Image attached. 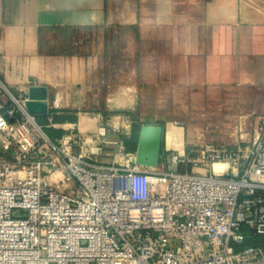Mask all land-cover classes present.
Here are the masks:
<instances>
[{
  "label": "crops",
  "instance_id": "crops-1",
  "mask_svg": "<svg viewBox=\"0 0 264 264\" xmlns=\"http://www.w3.org/2000/svg\"><path fill=\"white\" fill-rule=\"evenodd\" d=\"M0 79L48 87L37 120L53 140L74 126L126 145L135 124L158 125L159 163L191 159L264 117V0H0Z\"/></svg>",
  "mask_w": 264,
  "mask_h": 264
},
{
  "label": "built area",
  "instance_id": "built-area-1",
  "mask_svg": "<svg viewBox=\"0 0 264 264\" xmlns=\"http://www.w3.org/2000/svg\"><path fill=\"white\" fill-rule=\"evenodd\" d=\"M27 91L0 79V264H264V117L234 146L171 152L162 171L105 130L51 139Z\"/></svg>",
  "mask_w": 264,
  "mask_h": 264
},
{
  "label": "water",
  "instance_id": "water-1",
  "mask_svg": "<svg viewBox=\"0 0 264 264\" xmlns=\"http://www.w3.org/2000/svg\"><path fill=\"white\" fill-rule=\"evenodd\" d=\"M28 100L26 108L29 113L39 116L48 112V87L31 85L27 91ZM8 116L9 113L6 112ZM12 120V118H10ZM163 141V127L144 124L141 126L137 148L135 150L136 162L146 167L155 168L159 165L161 146Z\"/></svg>",
  "mask_w": 264,
  "mask_h": 264
},
{
  "label": "trees",
  "instance_id": "trees-1",
  "mask_svg": "<svg viewBox=\"0 0 264 264\" xmlns=\"http://www.w3.org/2000/svg\"><path fill=\"white\" fill-rule=\"evenodd\" d=\"M141 126L138 124H135L133 127V132H132V136L126 141V149L129 150H133V147L135 146V149L137 147V142H138V136H139V132H140ZM47 134V132H46ZM48 135V134H47ZM49 136V135H48ZM134 149V150H135ZM255 239L252 237H248L246 244L249 245L252 242H254Z\"/></svg>",
  "mask_w": 264,
  "mask_h": 264
},
{
  "label": "rangeland",
  "instance_id": "rangeland-1",
  "mask_svg": "<svg viewBox=\"0 0 264 264\" xmlns=\"http://www.w3.org/2000/svg\"><path fill=\"white\" fill-rule=\"evenodd\" d=\"M115 43H117V45L121 46L122 41L121 40H119V41L116 40ZM12 92L14 93V95L16 97H18V98L22 97L21 93H18V92L14 91V90H12ZM174 122H178V123L181 124V123H184L186 121L185 120H175ZM134 149H135V146L133 147V151H134ZM155 169L162 170V171H169V170H171V166L169 164H164V163L161 162V163H159V165L157 167H155ZM192 171L193 172H199V169H193ZM13 215L14 216H21L22 214L19 211H14Z\"/></svg>",
  "mask_w": 264,
  "mask_h": 264
},
{
  "label": "bare ground",
  "instance_id": "bare-ground-1",
  "mask_svg": "<svg viewBox=\"0 0 264 264\" xmlns=\"http://www.w3.org/2000/svg\"><path fill=\"white\" fill-rule=\"evenodd\" d=\"M217 169L218 168H221V167H223V165H221V164H216V166H215Z\"/></svg>",
  "mask_w": 264,
  "mask_h": 264
}]
</instances>
